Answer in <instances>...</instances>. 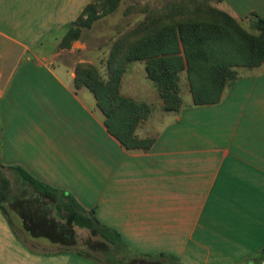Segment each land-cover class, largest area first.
<instances>
[{
	"label": "crops",
	"instance_id": "crops-1",
	"mask_svg": "<svg viewBox=\"0 0 264 264\" xmlns=\"http://www.w3.org/2000/svg\"><path fill=\"white\" fill-rule=\"evenodd\" d=\"M91 1L0 0V163L93 209L133 253H163L171 264H264V63L239 67L216 103L194 105L190 94L178 111L153 115L136 130L153 134L150 146L128 149L107 130L87 85L89 73L109 77L114 25L74 40L79 72L55 62ZM214 7L236 19L264 15V0ZM119 90L138 102L154 97L144 61L125 65ZM56 216L55 240L31 236L19 218L30 244L0 210V264H100L61 246L70 238Z\"/></svg>",
	"mask_w": 264,
	"mask_h": 264
},
{
	"label": "trees",
	"instance_id": "trees-1",
	"mask_svg": "<svg viewBox=\"0 0 264 264\" xmlns=\"http://www.w3.org/2000/svg\"><path fill=\"white\" fill-rule=\"evenodd\" d=\"M91 3L92 1L82 10L80 15L83 18H77L67 28L62 38L65 44L69 45L71 40L80 37L79 28L75 27L77 24L87 26L99 17ZM112 10L113 7L104 14ZM205 10L207 11L201 10V17L200 10L193 12V16L196 14L199 19L183 20L150 29L130 41V45L122 52L121 43L131 38L119 37L114 42L109 77L100 79L89 73L92 79L87 85L104 115L105 126L126 148L147 149L153 141H140L135 137V130L146 113L147 104L126 97L119 90L121 74L128 62L144 61L146 75L161 97L173 101L177 107L180 103L177 94L179 73L182 70L186 72L192 103L206 105L221 99L225 88L239 76V67L251 68L264 63V15L254 12L249 14L253 18L252 25L258 31L257 34H252L223 10L212 6ZM166 108L172 110L173 107L167 105ZM173 110L178 111L177 108ZM7 170L14 172L15 178L25 186L27 194L13 198V201L0 196V210L10 221L4 203L15 205L14 212L31 236H45L55 240L59 234L54 232L56 227L49 220L51 213L55 211L56 214H61L67 225H61V230L65 235L69 234L70 238V243H62L61 246H71L78 254L100 264L172 263L171 258L163 253H133L117 231L96 218L93 209H85L72 196L36 179L20 166H4L0 163V192L9 183ZM73 226L87 229L88 235L74 233ZM62 249L64 248L60 247L59 250ZM259 257L264 258V245Z\"/></svg>",
	"mask_w": 264,
	"mask_h": 264
},
{
	"label": "rangeland",
	"instance_id": "rangeland-1",
	"mask_svg": "<svg viewBox=\"0 0 264 264\" xmlns=\"http://www.w3.org/2000/svg\"><path fill=\"white\" fill-rule=\"evenodd\" d=\"M215 1L216 0H92L91 4L93 9L97 15H99V17L90 25L82 26L77 24L75 27L79 28L80 36L82 32L84 35L88 36L90 34L106 33V27H108L107 25L113 24V33L115 35L120 37L129 36L131 38L130 40L127 39L125 42L121 43L122 52L128 44L130 45V41L139 38L150 31V29L152 30L160 25L177 23L183 20L199 19V17H201V10L206 12L207 10L205 9L207 7H214ZM111 7H113V10L108 14H104L105 11ZM195 10H200L199 17L195 16L196 14L193 16V12H196ZM178 11L182 14L177 13ZM82 18V15L78 17V19ZM134 19L136 22H134ZM252 19L253 18H251L248 14L245 17L236 20L244 30L252 34H257L258 31L252 25ZM98 20L99 22H97ZM79 38L80 37L77 39ZM73 42L74 40H71L68 43L69 45H67L63 42V40H61L58 43L56 48L58 54L56 55L55 62L58 64L64 63L66 65H72L79 70L81 65H84V63H81V48L79 46L72 48L71 46ZM178 84L179 87L177 94L180 98V103L178 105L179 107H177L173 101L162 98L158 92V89L156 88V92L153 95L154 97L145 102L147 104V110L144 117L140 120L138 126L141 125L143 128H145V125H147V122L153 115L174 111L173 109L175 108L179 110L183 105H186L189 102L190 90L185 70H182L179 73ZM167 105H172V110H168L166 108ZM136 130L135 137L137 140L146 141L148 139H153L152 133L143 134L141 137L136 133ZM6 175L8 177L9 183L7 184L6 189L1 190L0 196L7 197L10 199V201H13V198H16L17 196H25L27 194L26 188L15 178L16 175L14 172L7 170ZM4 207L6 208L5 210L7 216L9 217L14 229L20 234L21 237L32 244L33 240L31 236L24 233L23 228L19 224V217L14 212V209L16 210V206L10 202H5ZM57 215V219L63 220L61 218V214ZM76 233L81 236H86L88 232L86 230L77 229Z\"/></svg>",
	"mask_w": 264,
	"mask_h": 264
}]
</instances>
